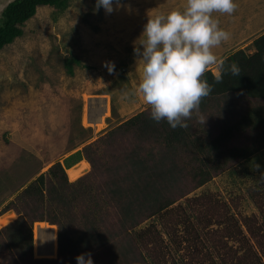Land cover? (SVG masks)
Wrapping results in <instances>:
<instances>
[{"label":"rangeland","instance_id":"rangeland-1","mask_svg":"<svg viewBox=\"0 0 264 264\" xmlns=\"http://www.w3.org/2000/svg\"><path fill=\"white\" fill-rule=\"evenodd\" d=\"M11 1L0 0V20ZM184 3L121 0L112 13L95 11L96 0L42 5L23 34L0 48V264H77L87 252L94 264H264V122L233 128L263 100L242 91L212 96L188 119L186 134L170 142L162 130L167 121L152 120L150 105L134 91L142 74L134 41L148 13ZM236 3L231 15L213 13L231 33L213 49L219 60L241 49L252 53L264 33V0ZM74 56L81 63L70 74L65 60ZM87 96L108 100L104 127L95 125L99 110L89 112L91 125L83 122ZM142 111L146 129L117 128ZM230 129L233 136L211 149ZM198 139L212 159L198 153ZM253 147L249 157L235 155ZM78 150L82 159L65 170L70 182H80L75 188L60 170L49 171ZM204 159L213 176L199 184L207 176ZM41 174L43 199L25 190ZM165 202L172 204L157 210ZM41 215L46 220H36ZM30 226L31 249L22 247ZM37 226L56 231V254L35 247Z\"/></svg>","mask_w":264,"mask_h":264},{"label":"clouds","instance_id":"clouds-1","mask_svg":"<svg viewBox=\"0 0 264 264\" xmlns=\"http://www.w3.org/2000/svg\"><path fill=\"white\" fill-rule=\"evenodd\" d=\"M120 6L121 0H96L94 10L103 7L112 13ZM236 8V0H185L182 8L148 13L142 33L134 41V54L142 62L134 91L150 105L152 120H166L173 129L186 128L202 98L213 90L203 78L208 67L219 65L220 70L213 74L217 83L225 72L240 74L236 62L225 67L213 51L231 36L213 13L231 15ZM75 259L77 264H94L90 252Z\"/></svg>","mask_w":264,"mask_h":264},{"label":"trees","instance_id":"trees-1","mask_svg":"<svg viewBox=\"0 0 264 264\" xmlns=\"http://www.w3.org/2000/svg\"><path fill=\"white\" fill-rule=\"evenodd\" d=\"M67 0H12L7 4V6L4 8L2 12V17L0 20V48L4 47L5 45L11 43L14 41L17 37L21 36L23 34L22 25L28 21L30 18H32L35 13L37 12V8L42 5H50L55 7H65ZM254 46L255 50L252 53H247L245 50H237L234 53L230 54L228 57H225L223 59L225 67L230 65L233 62H236L241 72L238 76H233L230 72H225L223 74V79L221 82L217 83L214 79V72L210 69L206 70L204 73L203 78L207 79L208 83L210 85H213L212 92L206 96L203 97L201 100L202 105L208 98L212 96H218L223 94H228L229 92L234 91H242L245 92L247 95L261 99L263 100V105L258 108H249L248 111L245 113L243 117L238 121V124L234 125L233 128L235 130L242 129H257L262 122H264V33L261 34L258 38L254 40ZM81 60L78 57H68L65 60V65L67 67V71L70 74L74 73V65L80 64ZM219 68V65H218ZM220 70V68H219ZM144 117V111L137 113L136 115L130 117L129 119L123 121L120 125H118L117 128H137L140 131L144 128L146 129V126L144 125L142 118ZM164 129V135L167 141L172 142L174 139L179 140L181 137L186 134L183 128L177 127L176 129H173L169 126V124L166 122L162 126V130ZM233 136V131L230 129L226 132L222 133L221 135L217 136L215 138V145L211 146V149L220 148L221 145L229 138ZM194 140V138H193ZM258 140L263 141L262 137H259ZM204 140H199V144L197 145L198 153L202 156L206 155V159H212L208 156V154L205 152L207 150L205 144L202 142ZM255 149L248 148L246 151L241 152L238 149L234 150L235 155L239 152L242 153V156L249 157L254 153ZM218 154H221V152L218 149ZM234 155V156H235ZM209 157V159L207 158ZM218 158L216 156L213 160ZM82 159V150H78L75 153L69 155L65 158V166L62 164V162L57 161L53 166L50 168V174L57 175V171H61L62 179L65 183H67L70 187H78V184L80 182H70L66 175V167H70L73 164L77 163L79 160ZM205 160V159H204ZM205 160V163L208 161ZM209 163L205 164L201 167V170L203 172L206 171V176L203 178V180H200L199 184L204 183L209 176H213L208 168ZM224 166L223 164H220ZM68 172V169H67ZM86 172V171H85ZM201 172V173H202ZM84 173V172H83ZM82 173V174H83ZM81 174V175H82ZM79 175V176H81ZM78 176V177H79ZM45 174H41L37 177L35 181H33L30 186H28L25 190L29 195L39 196V198L43 199L44 194V182H45ZM71 179L75 180L76 178ZM63 184V183H62ZM61 184V185H62ZM75 190V189H74ZM73 190V191H74ZM78 191V189H77ZM118 193V189L115 191ZM132 196V195H131ZM40 201V199H38ZM146 200V199H145ZM132 201H134L132 199ZM169 204H172L171 202H165L160 203L159 208L157 210H161L164 207L168 206ZM13 213V212H9ZM6 213L3 216L7 217V222L10 219V214ZM59 217V216H58ZM36 220L43 221L46 220V217L43 215L37 216ZM6 222V223H7ZM29 239H24V243L22 244V247H28L31 249L32 242H33V234H32V228L29 227ZM66 233L62 225L59 226L58 231V241L60 246L62 247L63 241L66 240ZM19 240V239H18ZM71 241V240H69Z\"/></svg>","mask_w":264,"mask_h":264},{"label":"bare ground","instance_id":"bare-ground-1","mask_svg":"<svg viewBox=\"0 0 264 264\" xmlns=\"http://www.w3.org/2000/svg\"><path fill=\"white\" fill-rule=\"evenodd\" d=\"M88 97V96H87ZM88 102L86 101L85 103V107H84V113H83V122L86 125H91L93 120H91L89 118V112H91V110H94L96 112V110H99L100 113L96 112L97 116L99 119H101V121H99L96 125L97 128L100 127H104L105 126V119L104 116L102 117V114L104 115H108L109 112V103L108 100L106 99H96V100H91L89 97L87 98ZM93 112V111H92ZM79 166L72 168L71 170H69L70 172L75 171ZM83 167V166H82ZM84 169V167H83ZM82 169V170H83ZM89 168L87 167L84 172L86 170H88ZM83 173V172H81ZM80 175V174H79ZM77 175V176H79ZM70 176V175H69ZM75 176V177H77ZM72 177V175L70 176ZM7 219V218H6ZM5 220H1L2 223H4ZM43 229V228H42ZM41 227L37 226L35 227V247L38 248V251L40 253L46 252L48 255L51 254L54 255L56 254V250H57V237H56V231L52 230L51 232H45L44 230H42ZM41 237H43V239L41 240Z\"/></svg>","mask_w":264,"mask_h":264},{"label":"crops","instance_id":"crops-1","mask_svg":"<svg viewBox=\"0 0 264 264\" xmlns=\"http://www.w3.org/2000/svg\"><path fill=\"white\" fill-rule=\"evenodd\" d=\"M87 163V162H86ZM89 167H90V164H89ZM88 167V168H89ZM66 169H67V167H66ZM87 171V170H86ZM10 214V216L12 217L14 214L13 213H9ZM10 217V218H11ZM7 217H3L1 220H5ZM7 222V219H6V221H4V223L3 224H5Z\"/></svg>","mask_w":264,"mask_h":264}]
</instances>
